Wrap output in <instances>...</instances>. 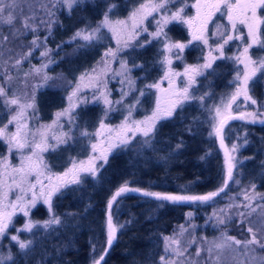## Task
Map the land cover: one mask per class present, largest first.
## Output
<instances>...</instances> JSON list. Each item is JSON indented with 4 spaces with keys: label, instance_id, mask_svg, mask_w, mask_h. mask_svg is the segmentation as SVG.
<instances>
[{
    "label": "trees",
    "instance_id": "obj_1",
    "mask_svg": "<svg viewBox=\"0 0 264 264\" xmlns=\"http://www.w3.org/2000/svg\"><path fill=\"white\" fill-rule=\"evenodd\" d=\"M141 2L77 0L69 10L58 0H18L14 23H0V84L8 85L11 90L29 84L33 78L35 85H31L29 92L35 95L34 122L51 121L65 106L67 94L80 76L95 66L110 45L108 36L103 39L105 43L97 39L85 44L73 41V35L86 25L87 29L96 28L105 14L122 18ZM259 14L264 16V9ZM25 20L30 28L23 26ZM177 31L184 39L182 29L168 28L167 37L176 39ZM261 40H264V26ZM156 43L129 52L141 65L136 69L138 84L144 76L156 78L161 72ZM45 52L47 55H42ZM261 54L264 55V47ZM44 57L49 61L45 72L51 78L46 83L39 75L35 76L33 69ZM224 61L200 80L201 90L197 94H202L203 101L192 100L171 118L160 120L147 139L137 136L122 145L110 155L95 178L84 176L65 187L53 197L48 209L37 206L32 212L37 221L44 223L55 216L60 223L47 228L37 225L31 232H20V240L31 241L23 251L15 241L3 238L0 250L5 251L9 245L4 256L12 257L5 259L4 264H95L101 256L104 259L100 264H228L226 253L240 257L245 251L244 242L250 239L248 228L264 234V123L228 121L223 130L224 141L236 134L241 147L231 178L225 176L221 141L208 134L206 112L220 89L214 85L227 77L230 65L228 60ZM262 79L258 76L252 85V94L260 107L264 106ZM146 93L145 107L152 102L149 90ZM2 104L0 127L9 118L7 107ZM90 109L95 120L90 128L95 125L99 107L88 106L80 107L75 114V127L81 112ZM146 140L147 145L150 143L148 147ZM69 141L48 152L46 160L53 171L63 170L72 157H78H66L65 151L72 143ZM5 149L0 140V156ZM58 155L62 164L54 165L52 158ZM121 187L130 190L111 205L110 217L117 231L109 246L107 207ZM144 192L182 196L219 194L207 202H173L146 196ZM245 195L252 199L246 200ZM226 237H233L241 244ZM217 244L223 247L217 248ZM247 247L264 264V248L257 244ZM164 251L169 254L167 258Z\"/></svg>",
    "mask_w": 264,
    "mask_h": 264
},
{
    "label": "rangeland",
    "instance_id": "obj_2",
    "mask_svg": "<svg viewBox=\"0 0 264 264\" xmlns=\"http://www.w3.org/2000/svg\"><path fill=\"white\" fill-rule=\"evenodd\" d=\"M152 2H159V0H142L141 3L147 4ZM141 3H139L138 6L134 7L126 16L122 18H111L107 15L111 24V28H102V32L100 31L98 33V40L105 43L106 40L103 39L104 37L108 36V38H110V45H107L105 51L102 52L100 56L101 58L98 60L95 66L80 76L76 85L68 92L65 106L55 113L51 121L46 123L34 122L35 115L37 114L35 112V108L27 110V115L29 117L27 123L29 128H31L33 131L38 128L46 130L48 136L47 143L49 147L48 150L41 153V155L48 168L43 170L44 174L40 177V184H37V187L35 189L37 199L35 201L34 206H29V215L26 217L23 215V213L17 210L16 213L12 216L11 223L9 224L7 233L4 236V238L8 237V241H11L10 237L12 235H18L19 237L20 232H25H17V230L23 229L26 223L31 222L33 224V227L37 225L43 226L44 223L42 221L39 222L37 221L38 218L36 219L32 216V212L37 208V206L42 205L47 209L50 207L48 203L44 202V198L40 194L41 184L44 186L43 192L45 195L49 191H52V196L50 199L51 204L53 197L59 191H61L67 186L76 183L70 182L73 178V175H76L78 181L84 176L95 178L102 166L106 163L107 159L115 150H117L122 145L126 144L137 136L146 139L151 136L154 127L153 130L148 134V136H144L141 131L133 132L128 130L135 129L137 127L135 124H133V121H146L148 117L152 116L153 111L156 110L158 101L160 103L161 110L171 108L172 115L156 120L155 124H157L162 119L171 118L173 114H176V112L180 111L183 107L186 106L187 103L192 100L203 101L204 99L202 94H197L198 91L201 90L200 80L205 77V75L210 70H212V68H214L216 64H219L220 62H225L224 60H228V63L230 65L227 77L224 80L222 79L221 81H218L219 85L218 83L214 85L220 87V89L217 90V95L212 99L213 102L211 103V106L207 107L206 112L208 118L207 121L209 122L208 134L216 136L218 140L221 141L220 147L223 155V173L225 176H228L229 164H231L232 166V176L235 168V158L237 156L238 150L241 147L238 141V136L236 134H231L229 136V139L227 141H224V136L226 137V132L224 133L223 130L228 121L234 120L242 121L244 123H264V106H258L257 102L255 104L252 103V100L256 101L255 97L252 94L253 81L258 76H260L263 78L262 82L264 84V71L259 70L257 68L255 73L253 74L252 69L255 67V65L250 63L248 59L250 57L251 61L258 62L261 59H264V55L261 54V46L259 44L253 45L249 49L248 53L244 54V47L250 42L249 38L246 35L247 29L245 26L237 25L240 32L245 33L244 39L239 40L234 38L233 40L228 41L227 44H224L222 49H220L218 46L219 44L223 43L221 33L227 34L229 22L226 17L221 15L220 12H216L213 14L212 19L207 24L206 30L203 33L204 38L208 41L207 44H205L202 40H193L192 30H190L186 24L181 23L179 21H170L168 24L163 25V33H167L168 28L169 30L182 29L185 31L184 39L180 37L179 31H177L179 34L176 33L177 38L174 40L170 39L169 37V39L166 40L163 35H161L159 39H156L152 34L158 30L156 24L157 20L161 19L163 15L170 16L172 12L177 11L180 7H184L185 4L187 6L184 7V13L182 15L185 18L193 17L196 15L197 12V9L193 7V5L197 3V0H183V3L182 0H174L173 3L167 6L170 9L169 12H165L163 9H161L157 12H153L151 15H147L142 21L140 20V17L144 15V11L138 12L136 17L137 26L133 28V20L130 18L131 13L134 10L139 9ZM111 29H114L115 31H112ZM142 29H147V31H143ZM82 30L88 32L92 29H87L86 25ZM75 34L72 38L73 41L83 42L85 44L91 42L83 41L80 38L74 39ZM197 34L199 35V33ZM231 34L235 37L239 33L233 32ZM153 41L157 42V49L160 52L161 72L156 78L150 77L147 73L148 77L146 78L144 76L143 81H141V84H138L136 77V69L140 68L141 65L134 61V55L130 54L129 52H131V50L144 49L148 44L152 43ZM125 42H127V46H125ZM168 42H180L186 45L183 51L179 53V58L176 55V49L168 51L165 48V43ZM106 53L108 55H105ZM112 53H115V55H112ZM238 56L241 58V60H244L245 63L248 64L247 69H245L244 63H240L235 59ZM165 57L171 60L170 64L162 63V61L165 60ZM48 64L49 61L46 60V57H44L43 61L35 65L33 67L34 72L35 69H41L40 73L35 72V76L39 75L38 78L42 79V76L46 74L45 71L47 69ZM206 64L210 65V67H203V65ZM189 66L196 68L197 71L189 72L186 76L184 75L185 69ZM246 70L248 71L250 78L245 83L243 80V74ZM166 73L168 76L167 79H165ZM238 73L241 77L240 80L236 79ZM189 77H191V82L189 81ZM129 81H131V84L129 83ZM209 83L212 84V81ZM32 84L35 85V81L33 78L29 80V84H23L20 88L14 86V88H11V90H9L8 85L4 86L0 84V86H3L6 89L9 97L17 96L23 103L27 102V99L31 96L29 90L32 88ZM154 84H159L160 87H148L149 85ZM185 87L188 88L187 94L190 99L181 100V102L176 104V106L173 108L172 102L177 100V98L182 94L183 89ZM237 88L240 89V94L236 95L235 100H232L231 97L237 93ZM147 90H149L150 92L149 96H151L152 102L150 103V105L145 107L144 105L146 102L144 100L147 95ZM74 92L75 95H73ZM141 92H143L142 96L140 95ZM122 93H126L127 95H122ZM194 94H197L195 95L196 98ZM69 97H71V99H69ZM246 97H250L251 99H247ZM105 98L111 101V103L106 104ZM2 99L3 98H0V102H2ZM137 100H139V103L136 102ZM116 101H120V103H116ZM2 105L5 106L4 104ZM88 106L99 107L100 115L99 117H97L95 125L90 128L91 124H93V122L95 121L92 118V110L90 109L81 112L80 120L78 117L77 119L79 120V122L75 123V125H77L75 127V114L77 113L80 107ZM129 106H132L130 115ZM15 108L16 106H11V111H9V108L7 107V111L9 112L8 120L11 119V116L15 113ZM66 109L68 110L69 115H63L58 118L57 113L64 112ZM217 109L219 111H217ZM54 121L56 122L55 124L53 123ZM196 121L202 124L199 119H197ZM7 122L5 124H7ZM101 123L105 125L104 128L100 127ZM121 125H124V127L122 128ZM139 127L146 128L147 125L145 123H141ZM7 130L9 132L15 131V127L13 125H9ZM84 132H87L88 135H82V133ZM61 133H67V136L63 137V139L67 140V143L70 142L69 140H71L72 142L70 144V148L65 151L66 157L68 158L72 155L78 157H72L70 163L63 170L53 171L49 167L46 157L49 151H55L61 146L67 144L61 143L57 145L56 140L52 138L53 134H55L56 136H60ZM123 139H126L127 142L121 143V140ZM1 141L5 144L6 149L5 153L0 156V161H4L5 158H7L8 164H10L11 166H19L21 154L15 149L12 151L11 154H9L7 144L3 140ZM147 143L148 141L146 140L145 145H147ZM93 144L97 146L95 151H93L92 149ZM134 144L135 143H133L132 145ZM137 146L142 147L144 145L138 144ZM148 146H150V143L146 147ZM101 152L104 153L106 161L100 158ZM24 154H28L27 150H25ZM90 160L91 166L95 169L94 173L81 170L82 168H88L90 166ZM52 161L54 165L62 164L60 162L61 157L59 155L56 157L53 156ZM81 162H83V164ZM74 163L76 165L75 168H73ZM69 169H72V171L69 172ZM65 172H69L68 176L66 177L63 176ZM8 173L15 175V173L11 172V167L8 168ZM49 176L51 177L50 181L46 178ZM58 176L62 177V179L58 180ZM5 181L6 185L7 183H10L7 176L5 177ZM29 181L34 183L35 178L30 177ZM24 187L27 188V184H25ZM5 190H7L6 186ZM118 190H116V192ZM123 194L125 193H122L121 195ZM9 195L10 198L13 197L12 193H9ZM30 196L31 193L28 194V197ZM113 203L114 202L112 201V205ZM111 208H109V206L107 207L108 230L106 231H108V234ZM51 218L52 216H50L47 220ZM112 222L113 221H111V225L115 229L113 233L114 238L116 235L117 226L114 224V222ZM253 232L256 234L257 239L264 244V234L260 233V231L258 230H254ZM249 238H252V233L250 234ZM2 240H0V243H2ZM251 247H244L245 251L240 254V257H231V255L228 256L226 253V259L228 264H230V262L231 264H260V257H253V251ZM7 248H9V245L5 246V251L0 250V257H5L4 252H7ZM167 255L169 256L168 252L164 251L165 258H167Z\"/></svg>",
    "mask_w": 264,
    "mask_h": 264
},
{
    "label": "snow or ice",
    "instance_id": "obj_3",
    "mask_svg": "<svg viewBox=\"0 0 264 264\" xmlns=\"http://www.w3.org/2000/svg\"><path fill=\"white\" fill-rule=\"evenodd\" d=\"M58 2L64 4L67 6L69 10L72 9L73 5L77 3V0H58ZM174 0H159V2H152V3H141L140 8L134 10L131 13V19L133 20V28L137 26L136 23V17L137 13L144 11V15L140 17V20L142 21L147 15H151L153 12H157L161 9H163L165 12H169L170 9L167 7L169 4L173 3ZM183 3V0H182ZM187 5L185 4L184 7ZM19 7L18 0H0V23H7L9 25H12L14 23L15 17L13 15L14 11ZM184 7L178 8L177 11L172 12L171 15H163L161 19L156 21L157 24V31L153 33L152 35L154 38L159 39L161 35L165 37L166 40L169 38L167 37L166 33H163V25L168 24L170 21H179L181 23H184L188 26L190 30H192V39L193 40H202L205 44H207V40L204 38V31L206 30L207 24L212 19V16L216 12H220L222 16L226 17L229 22V28L227 29V34L221 33V36L223 38V43L219 44V48L222 49L224 44H227L228 41L235 39L243 40L245 33L240 32L237 25H243L246 27L247 32L246 35L249 38L250 42L244 47V54H247L249 49L253 45L259 44L261 47H264V40H261V27L264 26V16L259 15V11L264 9V0H197V3L193 5L197 9L196 15L193 17H187L185 18L182 14L184 13ZM111 11V9H109ZM118 23H124V22H118ZM23 26L26 28H30L31 25L28 24L27 20L23 21ZM109 27L111 28V24L109 21V18L107 14H105L104 19L101 21V23L91 31L85 32L84 30L78 31L75 36V38H80L83 41H93L98 39V33L101 31L102 28ZM112 31H115L114 29H111ZM143 31H147V29H142ZM233 32L239 33L235 37L231 34ZM199 33V35L197 34ZM35 43V41H33ZM125 46H127V42H125ZM186 47L184 43L180 42H168L165 43V48L168 51H171L172 49H176V55L179 58V53L183 51V49ZM111 51V50H110ZM29 55L31 53H28ZM222 54V52H221ZM42 55H47V53H42ZM105 55H108L107 53ZM112 55H115V53H112ZM240 63L245 64V69L248 68V64L245 63L244 60H241V58L238 56L235 58ZM249 62L255 65V67L252 69L253 74L257 70L264 71V59H261L260 61H251V58L249 57ZM20 61H17L19 63ZM162 63L170 64L171 60L165 57V60L162 61ZM46 67V66H45ZM203 67H210V65L206 64L203 65ZM197 71L196 68L189 66L185 69L184 75H188L189 72H195ZM35 72L40 73L41 69H35ZM179 75V74H177ZM167 73L165 74V79H167ZM240 74H237L236 79L240 80ZM249 73L246 70L243 74V80L246 83L249 79ZM50 77H48L46 74L42 76V81L46 83ZM189 81L191 82V77H189ZM131 84V81H129ZM171 84V81H170ZM42 86V85H41ZM148 87H155L159 88V84L149 85ZM35 91V88H34ZM188 88L185 87L183 89L182 94L177 98L176 101L172 102V107L174 108L176 104L180 103L181 100H187L190 99L188 96ZM240 94V89L237 88V93L231 97L232 100L236 99V95ZM75 95V92L73 93ZM122 95H127L126 93H122ZM140 95H143V92L140 93ZM0 98L2 99V102L6 107L9 108V111H11V106H16L15 113L11 116V119L8 120L7 124L3 125V127H0V140H3L7 146H8V152L9 154L12 153V151L15 149L17 152L21 154L20 164L19 166H11L7 163V158H5L4 161H0V240H2L7 233V229L9 227V224L11 223L12 216L16 213L17 210H19L21 213H23L24 216H28V208L29 206H34L35 201L37 199V195L35 192V189L37 187V184H40V177L44 174V169H47L48 166L44 162L43 157L41 153L48 150V136L46 133V130H42L41 128L36 129L33 131L28 126V115L27 110L28 109H34L35 108V95L33 94L30 98L27 99V102H21L20 98L17 96L9 97L6 89L3 86H0ZM247 99H251L250 97H246ZM71 99V97H69ZM202 99V98H201ZM139 103V100L136 101ZM105 103L109 104L111 101L107 100L105 98ZM116 103H120V101H116ZM252 103L255 104L256 101L252 100ZM132 106H129V115L131 114ZM217 111H219L217 109ZM63 115H69L68 110L66 109L64 112L57 113V117ZM172 110L171 108H166L164 110H161L159 101L157 102L156 110L153 111L152 116L148 117L146 121L140 122V121H133V124H135L137 127L135 129H128L130 131H141L144 136H148V134L153 130L155 121L158 119H161L166 116H171ZM151 122V123H149ZM56 123L55 121L53 122ZM141 123H145L147 125L146 128H140L139 125ZM9 125H13L15 127V131L9 132L7 129ZM101 128H104L105 125L101 123ZM123 128L124 125H121ZM43 128V126H42ZM82 135H88L87 132L82 133ZM64 136H67V133H61L60 136H56L53 134V139L56 140L57 145L61 143H67V140L63 139ZM127 140L123 139L121 140V143H126ZM96 145H92L93 151L96 150ZM235 147V146H234ZM25 150H27V155H25ZM54 150V149H53ZM100 158L104 159L106 161V157L104 156V153H100ZM83 164V162H81ZM89 167L88 168H82L83 171H89V172H95L94 167L91 166V160L89 161ZM11 167V172L15 173V175H12L8 173V168ZM75 163L73 164V168H75ZM231 169L232 166L229 164L228 168V176L231 178ZM72 169H69V172H71ZM69 172H65L63 174L64 177L68 176ZM8 177V180L10 183H7L5 181V177ZM34 177L35 182H30L29 178ZM51 180V177H46ZM57 179H62V177H57ZM70 182H78V179L76 175H73V178ZM27 184V188L24 187V185ZM5 186L7 187V190H5ZM43 185L41 184V196L44 198V202L48 203L50 206V199L52 196V191H49L46 195L43 192ZM255 186H253L254 189ZM130 189L127 187H121L112 197V200L109 201V208H111L112 201H115L117 197H119L122 193L128 192ZM224 189L221 188L219 191L222 192ZM54 191V190H53ZM136 191H139L138 189ZM9 193L13 194V197L10 198ZM31 193V196L28 197V194ZM146 196H152L156 197L160 200H168V201H200V202H207L210 201L213 197L217 196L219 192H211L207 195L203 196H182V195H167L162 194L159 192H144L143 193ZM259 195V194H257ZM264 198V197H262ZM246 200L252 199V197H249L248 195H245ZM249 207L251 205H248ZM255 211V209H253ZM191 215V214H189ZM60 223V220L58 217L53 216L51 219L44 221L43 227L47 228L53 225H57ZM220 223H223V220L220 221ZM33 228V224L31 222L26 223L24 225L23 229L17 230L19 231H31ZM115 229L111 225V217H109V239L108 244L109 246L112 243L113 239V233ZM249 233H252V238L246 242H244L245 247H247L249 244H257L260 247L264 248V244H261L260 240L257 239L256 234L253 232L252 228H248ZM12 241H15L18 244L19 249L26 250L29 248V245L31 244V241L25 242L23 240H20L18 235H12L11 237ZM227 240H234V242L239 245L241 244V241L235 240L233 237H226ZM217 248L223 247V244H217ZM211 251V250H209ZM11 254H9L8 257H0V264H4L5 259H11ZM104 259L103 256L100 257V260L95 261V264H100V261Z\"/></svg>",
    "mask_w": 264,
    "mask_h": 264
}]
</instances>
